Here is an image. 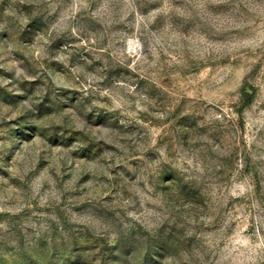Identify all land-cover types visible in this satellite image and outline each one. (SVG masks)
<instances>
[{
  "label": "rangeland",
  "instance_id": "1",
  "mask_svg": "<svg viewBox=\"0 0 264 264\" xmlns=\"http://www.w3.org/2000/svg\"><path fill=\"white\" fill-rule=\"evenodd\" d=\"M0 264H264V0H0Z\"/></svg>",
  "mask_w": 264,
  "mask_h": 264
}]
</instances>
